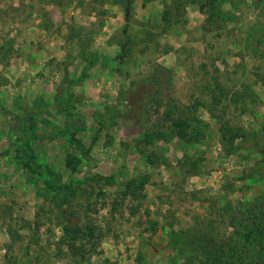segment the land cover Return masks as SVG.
<instances>
[{
	"label": "rangeland",
	"instance_id": "obj_1",
	"mask_svg": "<svg viewBox=\"0 0 264 264\" xmlns=\"http://www.w3.org/2000/svg\"><path fill=\"white\" fill-rule=\"evenodd\" d=\"M181 1L0 0V264H264V0Z\"/></svg>",
	"mask_w": 264,
	"mask_h": 264
},
{
	"label": "trees",
	"instance_id": "obj_2",
	"mask_svg": "<svg viewBox=\"0 0 264 264\" xmlns=\"http://www.w3.org/2000/svg\"><path fill=\"white\" fill-rule=\"evenodd\" d=\"M184 1V0H182ZM181 1V2H182ZM197 2H200V4L204 5L205 7L208 6L210 3V0H195ZM220 10L222 11V9L220 8ZM182 135L184 131H181ZM253 138V137H252ZM253 140V139H252ZM257 140H263L264 141V136L259 137L258 139H254L253 140V146L254 147H258L260 146V142ZM262 153H264V143L262 144V147H260L259 149ZM84 235V233H81ZM82 238V237H81ZM227 244L224 243V241H217L216 244H213L212 242H210V238H205V237H201L200 238V250L203 252V254L206 255V258H211L213 260L212 264H232L230 261V256H232L230 254L231 249L232 248H225ZM230 246V245H228ZM209 259H206V261H208ZM222 262V263H221Z\"/></svg>",
	"mask_w": 264,
	"mask_h": 264
}]
</instances>
